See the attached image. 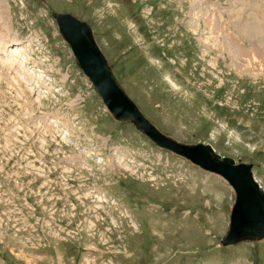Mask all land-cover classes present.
I'll list each match as a JSON object with an SVG mask.
<instances>
[{"label":"rangeland","instance_id":"1","mask_svg":"<svg viewBox=\"0 0 264 264\" xmlns=\"http://www.w3.org/2000/svg\"><path fill=\"white\" fill-rule=\"evenodd\" d=\"M53 12L156 129L264 189V0H0V264H264L220 244L229 185L113 119Z\"/></svg>","mask_w":264,"mask_h":264},{"label":"water","instance_id":"2","mask_svg":"<svg viewBox=\"0 0 264 264\" xmlns=\"http://www.w3.org/2000/svg\"><path fill=\"white\" fill-rule=\"evenodd\" d=\"M58 30L71 46L75 61L86 74L110 115L121 123H131L154 144L188 159L199 169L220 176L234 192L228 230L222 246L260 242L264 238V189L253 177L252 165L236 164L220 156L209 144H183L156 129L126 95L104 58L87 22L70 13H54Z\"/></svg>","mask_w":264,"mask_h":264},{"label":"bare ground","instance_id":"3","mask_svg":"<svg viewBox=\"0 0 264 264\" xmlns=\"http://www.w3.org/2000/svg\"><path fill=\"white\" fill-rule=\"evenodd\" d=\"M19 44V43H18ZM3 46V45H2ZM20 50H21V48H20Z\"/></svg>","mask_w":264,"mask_h":264}]
</instances>
